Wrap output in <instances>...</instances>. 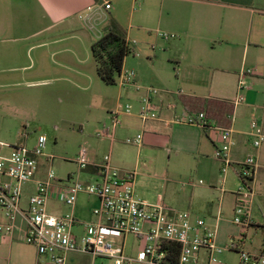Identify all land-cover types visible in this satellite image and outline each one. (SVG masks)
<instances>
[{
    "label": "crops",
    "instance_id": "crops-1",
    "mask_svg": "<svg viewBox=\"0 0 264 264\" xmlns=\"http://www.w3.org/2000/svg\"><path fill=\"white\" fill-rule=\"evenodd\" d=\"M18 1L29 7L33 5L38 15L43 14V19H39L33 26V36L64 26H73L71 20L89 12V8L93 9L91 22H97L98 13L104 16L101 17L102 20L107 18L106 13L99 8L98 0H0V33L11 27L9 22L12 20L13 5ZM141 9L146 12V16H150V19H147L150 24L143 23L137 29L130 27L129 31L127 30L137 60L129 62L127 58L123 67V71L136 72V83L139 87L131 85L120 89L114 111L120 110L121 125L115 130L114 141L108 138L100 139L97 133L111 126L110 119L109 122H104L102 129L96 133V138L101 143L98 147L106 150L107 155H111L114 167L128 172L133 168L129 163L122 161L117 152L127 151L130 146L139 153L142 147L166 148L170 155L182 153L198 158L196 175L203 183L190 184L193 189L190 190L187 211L191 212L194 218L205 217L208 225L217 230V242L220 246L226 247L231 238L240 237L245 238L247 246L248 232L253 228L257 230L262 225L254 216V204L258 186L264 183V144L259 149L255 148L251 133L252 124L256 122L255 131L264 134V0H142ZM154 28L165 32L168 38L155 35ZM135 30L137 35H148L146 42H155L157 45L160 36L164 39L159 43V51L169 64H177V68L171 72L175 74L174 78L170 77L169 70L156 67V60L160 58L158 54L147 57L150 63L139 60L141 56L137 50L142 47V43L138 46ZM246 70H253L256 74L247 75L244 78L245 87L239 89L241 73ZM148 87L158 88L162 92L160 96L154 97V102L163 121L187 113L180 101L181 97L215 99L234 105L232 124L225 128L232 131V167L225 175L223 162L215 158L218 143L215 130H205L187 124L167 126L163 121H153L144 127L139 118L140 101L146 95ZM124 95L136 105L139 103L135 113L128 114L120 107ZM239 96L245 97V101L235 105ZM170 103L176 105L174 111L168 108ZM212 126L217 125L213 123ZM141 132L144 134L141 146L126 144L128 138H136ZM251 156L256 158L257 168L249 182L244 184V192L239 193L238 183L243 186L239 177L240 165ZM90 157L92 165L83 170L91 177L86 182L94 180L96 165L103 159L97 150H92ZM84 199L85 206H81ZM218 199L219 204L216 206L214 201ZM90 201L93 202L92 207L89 206ZM225 203L231 206L233 218L239 204L249 205L253 220L252 225L243 230L234 224L232 218L229 221L232 231L226 238L220 234ZM59 205L57 212H60L61 206L66 207ZM97 206L98 200L95 197L87 194L79 196L74 208V215L78 220V225L74 227L75 234H84V223L92 220L93 210ZM90 208L92 209L88 212ZM220 212L222 218L217 223ZM22 243L25 244L18 233L13 239L0 238V250H7L9 258L15 255L19 264H41L43 260L51 263L48 258L40 256L32 245L26 248L32 249L35 254H23ZM225 253L236 254L231 251ZM253 254H264V250H255Z\"/></svg>",
    "mask_w": 264,
    "mask_h": 264
},
{
    "label": "rangeland",
    "instance_id": "rangeland-1",
    "mask_svg": "<svg viewBox=\"0 0 264 264\" xmlns=\"http://www.w3.org/2000/svg\"><path fill=\"white\" fill-rule=\"evenodd\" d=\"M13 6L11 27L0 33V141L11 146L25 144L32 148L37 139L44 136L47 138L45 153L56 157L54 168L57 178L67 180L72 175L74 182L84 183L91 177L80 170L75 158L82 146L90 152L97 150L101 158L107 155L106 150L98 147L101 143L96 133L104 122H109L110 113L116 110L121 89L119 85L109 86L100 80L91 47L100 39L111 19L129 31L130 27L137 29L143 23L150 24L147 20L150 16L140 10L142 0H113V9L106 14L105 20H102L104 16L101 13L96 16L97 22L77 16L71 20L73 26L33 36V26L43 19V14L38 15L33 5L29 7L19 1ZM153 30L157 36L165 34L161 30ZM134 32L138 46L142 43L137 50L141 56L139 60L150 63L147 57L158 54L160 58L156 60V67L169 70L170 77L174 78L175 74L171 72L177 64H169L159 51V43L164 39L160 36L156 45L155 42H146L148 35ZM135 57L132 53L128 61L136 62ZM127 105L132 106L128 112L131 114L137 111L139 103L136 105L124 95L120 107L126 111ZM23 138L27 139L24 141ZM130 147L117 153L133 168L131 172H137V195L150 204H163L176 212L187 211L190 190L193 189L190 184L201 182L196 175L198 158L182 153L170 155L166 148L142 147L139 153ZM28 187L26 197L31 185ZM241 189L242 185L238 183L237 191ZM242 190L244 192L245 189ZM257 191L254 216L262 225L248 232L246 249L251 253L264 250V183L258 186ZM214 202L217 206L219 199ZM84 203L85 199L81 206H85ZM92 205L90 201L89 206ZM59 208V204L51 203L48 211L51 214L72 212L63 206L57 212ZM223 213L220 234L226 238L232 231L229 221L233 214L229 204H224ZM106 239L116 245L123 243L122 236H106ZM126 245V253L135 255L143 244L128 236ZM29 246L26 243L22 245L23 254L32 256L35 253L26 248ZM70 256L68 264H115L111 259L95 258L90 254L74 253ZM218 259L227 264H238L236 254L223 253ZM17 261L15 255L9 258L7 250H0V264H19ZM41 264L51 263L43 260Z\"/></svg>",
    "mask_w": 264,
    "mask_h": 264
},
{
    "label": "built area",
    "instance_id": "built-area-1",
    "mask_svg": "<svg viewBox=\"0 0 264 264\" xmlns=\"http://www.w3.org/2000/svg\"><path fill=\"white\" fill-rule=\"evenodd\" d=\"M101 11L109 13L113 0H98ZM93 9L82 14L81 19L91 21ZM168 38L167 34H162ZM256 74L253 70L241 73L239 89L245 87L244 78ZM121 88L135 85L136 72L122 71L118 80ZM141 99L139 118L144 127L153 121H163L154 97L162 94L155 87H148ZM245 101L239 96L235 105ZM168 108L175 110L174 103ZM132 109L127 105L126 112ZM120 110L110 113V124L100 130L97 137L114 141L115 130L121 125ZM171 124H187L217 132L218 143L215 158L223 162V174L232 167L230 153L232 131L208 126L204 113L174 117L163 121ZM253 145L259 149L264 144V134L257 133L256 122L252 124ZM143 133L136 138H128L126 144L141 146ZM26 140L27 138H23ZM47 138L40 136L34 147L25 144L11 146L0 141V238L13 239L18 233L26 244L36 247L42 257L52 264H67L69 255L74 253L90 254L93 257L111 259L115 264H172L171 243L180 246L176 264H227L218 256L227 252L238 255V264H264V254H253L246 249L244 237L231 238L226 247L217 242V230L211 228L204 218H194L189 211L176 212L163 204H149L136 192L137 172L121 171L114 167L111 155H105L96 165L97 173L91 182H74L72 175L67 180L57 178L54 168L56 157L45 153ZM75 162L80 170L92 165L90 151L82 146ZM257 160L254 156L240 165L239 177L244 184L254 175ZM203 183V181H201ZM31 185L30 195L25 196L26 186ZM239 193H242L243 190ZM87 194L98 200L93 210L92 220L84 223V234L74 233L78 220L74 208L79 196ZM61 204L72 210L70 214L58 215L48 211L49 204ZM219 213L217 223L221 220ZM234 224L243 230L252 225L251 208L243 204L236 207ZM106 236L123 237L122 245H116ZM133 236L142 242L136 255L126 253L127 237Z\"/></svg>",
    "mask_w": 264,
    "mask_h": 264
},
{
    "label": "trees",
    "instance_id": "trees-1",
    "mask_svg": "<svg viewBox=\"0 0 264 264\" xmlns=\"http://www.w3.org/2000/svg\"><path fill=\"white\" fill-rule=\"evenodd\" d=\"M91 53L100 80L109 86L118 85L126 59L133 53L128 31L114 20H110L101 38L92 45ZM180 101L190 114L204 113L207 127L213 123L219 127H230L234 105L228 102L198 97H181ZM172 264L177 263L180 246L171 243Z\"/></svg>",
    "mask_w": 264,
    "mask_h": 264
}]
</instances>
